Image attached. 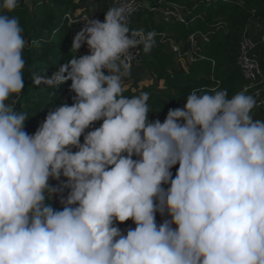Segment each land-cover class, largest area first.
Instances as JSON below:
<instances>
[{"label":"clouds","instance_id":"obj_1","mask_svg":"<svg viewBox=\"0 0 264 264\" xmlns=\"http://www.w3.org/2000/svg\"><path fill=\"white\" fill-rule=\"evenodd\" d=\"M18 7L0 4V264H264V120L251 115L254 97L193 90L183 109L150 122L148 93L128 98L124 78L129 50L150 52L156 32L130 28L124 3L103 22L87 18L75 55L51 78L33 74L36 85L71 80L76 97L29 135V114L6 103L24 90L27 41L6 14ZM85 43L90 54L77 58ZM61 176L66 183L49 184ZM165 211L171 221L158 226ZM129 219L136 227L125 235L115 221Z\"/></svg>","mask_w":264,"mask_h":264},{"label":"trees","instance_id":"obj_2","mask_svg":"<svg viewBox=\"0 0 264 264\" xmlns=\"http://www.w3.org/2000/svg\"><path fill=\"white\" fill-rule=\"evenodd\" d=\"M83 0H19V7L12 13L18 18L27 46L23 52L26 61L24 90L10 97L6 103H14L18 111H26L29 119L25 123V131L34 135L46 120L49 111L67 103L75 102L76 93L71 90L72 81L55 87L41 83L36 85L33 74L51 78L59 67L68 62L75 52L71 51L75 35V25L71 21L75 13L82 7ZM148 1L153 9H144L135 14L130 24L134 30L146 33L155 31V44L148 53L142 51L144 65L152 72L156 80H164L165 88L157 89L154 85L142 91L125 90L124 95L131 98L146 92L149 95V121L166 120L169 109H183L186 99L193 90L210 92L212 89L227 90L231 98L247 84L238 65V43L245 29L255 20L264 21V0H143ZM3 0H0V4ZM177 6L185 10V21L165 20L155 15V9L173 8ZM217 23H222L216 25ZM209 34L202 50L195 59L188 61L187 72L177 71L175 56L170 51L167 41L177 43L188 41L194 34ZM36 41L37 43H33ZM143 46H141V49ZM90 54L85 43L77 52V58ZM264 70V52L262 56ZM264 91V81L260 84ZM260 120H264V117ZM102 126L103 120L94 122ZM84 143L83 135L80 138ZM72 151H78L72 148ZM124 155H127L125 153ZM133 159L139 157L133 156ZM179 163L170 171L173 178L178 172ZM65 183L67 178L61 176ZM49 184L58 187L57 180L50 178ZM167 189L169 184H162ZM70 189L63 193L68 195ZM53 206V205H52ZM55 208V207H54ZM57 209V208H55ZM61 210V209H59ZM156 219L169 216L167 211L162 216L159 212ZM123 234L136 227L129 219L123 223L115 221Z\"/></svg>","mask_w":264,"mask_h":264},{"label":"built area","instance_id":"obj_3","mask_svg":"<svg viewBox=\"0 0 264 264\" xmlns=\"http://www.w3.org/2000/svg\"><path fill=\"white\" fill-rule=\"evenodd\" d=\"M222 1H228V0H222ZM114 2L116 6L124 3H131L133 5L134 10L131 12L129 16V25L131 24V21L135 14L141 12L144 9H153L150 7L148 1H143V0H114ZM177 9H179V7L177 6H174L173 8H164L163 10L164 16L166 18H169L171 15H177L181 21H185L186 17H182L181 13H176ZM157 10L158 8L155 9V11ZM87 18H89L90 20L98 19L101 22H103L105 19L104 16L97 13H85L78 17H71V21L74 24H76L79 30L81 31L85 27L84 23L87 22ZM220 24L222 23H217L216 25H220ZM137 39H139V37H137ZM141 46L142 45H138L136 48H132L129 50L130 55L132 56V59L130 61L131 64L130 68L144 63L145 57L142 53ZM263 48H264V22L259 27V31L256 36L244 32L238 43L237 65L243 77L247 80V84L240 92L244 91L245 94L252 95L256 100V106L253 108L251 112L253 119L255 118V111H260L262 113V116L264 117V91L260 87V84H262L264 81V70L262 65ZM104 71L106 75L109 74L106 69ZM99 127H100L99 124L93 123L88 129L85 130L84 135ZM58 183L60 184L61 181H58ZM66 197L67 195H65L63 192L55 193L53 195V199L51 202L53 207L62 210L64 205H62L60 201L62 198H66ZM165 219L171 221L170 216L160 217L156 219L157 225L159 226L160 224H162ZM171 226L174 229L177 228V226L174 223Z\"/></svg>","mask_w":264,"mask_h":264},{"label":"crops","instance_id":"obj_4","mask_svg":"<svg viewBox=\"0 0 264 264\" xmlns=\"http://www.w3.org/2000/svg\"><path fill=\"white\" fill-rule=\"evenodd\" d=\"M116 6L114 0H83L82 7L75 13L74 17L81 16L85 13H97L105 17L106 12L110 7ZM164 8L158 9L155 11V15L161 19L165 20H179L181 21L177 15H171L169 18H166L163 13ZM176 10V9H174ZM176 13H181L182 17H186V12L184 9L179 8L177 9ZM264 21L255 20L253 21L246 29L245 32L256 36L259 27ZM75 25V35L80 32L79 28ZM209 34H194L188 41L186 42H175L173 40H168L167 44L170 51L175 56V68L177 71L187 72V63L190 60L195 59L198 56L200 50L204 45V42L209 40ZM179 63V64H178ZM181 63H183V67H181ZM179 69L177 66H179ZM137 70V72L135 71ZM131 75V85H138V88L129 87L127 81ZM124 82L127 84L126 90H133V91H142L148 86L154 85L157 89L163 90L165 88V81L164 80H156L155 76L152 72L143 64L134 66L130 68V73L128 76L124 78ZM124 83V84H125ZM142 84H146L145 87ZM142 86V87H141ZM263 118V116H262ZM256 117L254 118V120Z\"/></svg>","mask_w":264,"mask_h":264},{"label":"rangeland","instance_id":"obj_5","mask_svg":"<svg viewBox=\"0 0 264 264\" xmlns=\"http://www.w3.org/2000/svg\"><path fill=\"white\" fill-rule=\"evenodd\" d=\"M263 52H264V48H263ZM179 64V63H178ZM183 63H181V67H183V65H182ZM179 67H180V65L179 66H177V68L179 69ZM136 72H137V70H135ZM125 83V82H124ZM127 83H128V85H129V87L131 86V87H134V88H138V85H134V86H132L131 84V75H130V77L128 78V81H127ZM125 85H127L126 83H125ZM144 87H145V85L146 84H142ZM142 87V86H141ZM255 117H256V119L255 120H260L261 118H262V113L260 112V111H255Z\"/></svg>","mask_w":264,"mask_h":264}]
</instances>
